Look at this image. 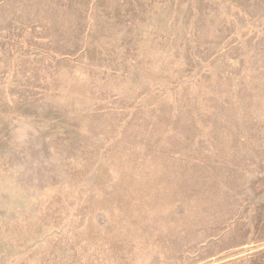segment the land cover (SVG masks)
Wrapping results in <instances>:
<instances>
[{"label": "rangeland", "instance_id": "374dc122", "mask_svg": "<svg viewBox=\"0 0 264 264\" xmlns=\"http://www.w3.org/2000/svg\"><path fill=\"white\" fill-rule=\"evenodd\" d=\"M0 264H264V0H0Z\"/></svg>", "mask_w": 264, "mask_h": 264}]
</instances>
